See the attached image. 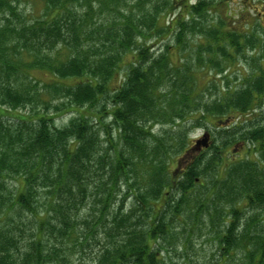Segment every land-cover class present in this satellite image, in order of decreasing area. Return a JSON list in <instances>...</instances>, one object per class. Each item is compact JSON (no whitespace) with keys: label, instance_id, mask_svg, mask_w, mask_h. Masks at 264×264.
I'll return each instance as SVG.
<instances>
[{"label":"trees","instance_id":"1","mask_svg":"<svg viewBox=\"0 0 264 264\" xmlns=\"http://www.w3.org/2000/svg\"><path fill=\"white\" fill-rule=\"evenodd\" d=\"M41 1L32 18L22 0H0V264L87 253L89 264H168L178 217L196 219L192 236L203 218L221 262L264 264V70L202 105L173 46L151 54L146 44L178 31L182 49L184 18L156 31V17L134 8L152 0ZM198 2L187 7L195 18L209 7ZM227 36L203 37L199 57L231 60L251 39ZM207 117L219 123L214 144L191 152V129ZM242 146L245 159L224 156Z\"/></svg>","mask_w":264,"mask_h":264},{"label":"rangeland","instance_id":"2","mask_svg":"<svg viewBox=\"0 0 264 264\" xmlns=\"http://www.w3.org/2000/svg\"><path fill=\"white\" fill-rule=\"evenodd\" d=\"M171 1V0H170ZM168 0H152L145 5L134 6L135 13L145 11V13L151 14L156 17V31L159 29H165L169 26L170 30L175 27V22L183 18V27L181 37H184L183 48H177L175 44V37H180L177 32L170 34H158L154 32L153 35L149 34L147 45L152 44L150 50L151 54H161L167 50L169 45L173 48L169 52V58L174 63H179L183 68L187 66L193 69V79L196 95L199 103L202 105L205 103H212L217 98L223 99L228 90L233 91L248 85L252 80V77L257 75L256 72L262 68L264 70V17L262 13V5L264 0H204L209 3V7L203 10L205 13L195 18L192 14H188L190 5L198 4L199 0H177L176 4H173V8ZM202 1V0H201ZM142 6H149L151 10L147 8H141ZM158 11H155V8ZM21 8L25 14L29 17L40 16L43 12V2L41 0H22ZM186 16V17H185ZM229 33L239 35V37H250L249 42L242 40V46L238 50V54L234 53V57L231 60H227L223 53L210 55L203 52V60L199 57L200 47H206L207 43L203 37H228ZM138 37H143L142 35ZM169 37V38H168ZM153 42V43H152ZM244 43V46H243ZM144 44V41L139 42L138 45ZM131 56V55H130ZM125 73V69L121 71V76ZM34 76L39 79L47 80L50 77L43 75L42 73L35 72ZM68 83H71L68 81ZM164 100V98H163ZM197 103V102H196ZM24 113L26 110H21ZM27 113V112H26ZM73 114H66L59 118L57 121L58 126L66 125ZM208 121H202L200 127L193 128L190 133L192 144L196 140L203 138L206 132L210 133V146L214 144V137L216 135V128L219 125L218 120L212 117H207ZM160 126H155L154 133L160 131ZM174 132L180 130V128H172ZM214 132V134L212 133ZM205 149V148H202ZM234 150H238L235 152ZM232 156L233 159L241 160L248 157V149L242 146L240 149L227 148L224 156ZM177 166L174 165L172 169ZM218 169V168H217ZM217 169L209 170L210 173L209 183L216 176L215 171ZM179 175V174H178ZM198 192L202 191L200 188ZM214 190L210 189V193ZM130 198V197H129ZM127 200L126 206L130 203ZM216 201L223 204L224 201L216 198ZM225 204V203H224ZM244 216L249 213L248 208H243ZM199 218V227L202 228L192 236L190 232L192 227L189 224L196 222V219H189V217H178L176 219L175 226H177L178 238L173 243V247L169 248L167 252H162V255L166 257L168 264H227L219 260L218 243L214 238L212 231L206 228L204 223H201ZM188 223V224H187ZM171 226L170 228H173ZM186 227V228H184ZM168 228V229H170ZM175 228V227H174ZM257 228V225H255ZM252 228V232H256L257 229ZM186 229V230H183ZM173 230V229H172ZM176 230V229H175ZM174 230V231H175ZM84 258H74L72 264H89L90 253L83 256Z\"/></svg>","mask_w":264,"mask_h":264},{"label":"water","instance_id":"3","mask_svg":"<svg viewBox=\"0 0 264 264\" xmlns=\"http://www.w3.org/2000/svg\"><path fill=\"white\" fill-rule=\"evenodd\" d=\"M209 136H210V133L206 132L204 134L203 138L196 140L195 145L191 149V152L201 151L202 148H207L208 146H210V137Z\"/></svg>","mask_w":264,"mask_h":264},{"label":"flooded vegetation","instance_id":"4","mask_svg":"<svg viewBox=\"0 0 264 264\" xmlns=\"http://www.w3.org/2000/svg\"><path fill=\"white\" fill-rule=\"evenodd\" d=\"M261 15L264 17V4L262 5V13Z\"/></svg>","mask_w":264,"mask_h":264}]
</instances>
